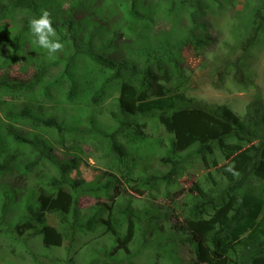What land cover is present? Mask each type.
Masks as SVG:
<instances>
[{
	"label": "trees",
	"instance_id": "1",
	"mask_svg": "<svg viewBox=\"0 0 264 264\" xmlns=\"http://www.w3.org/2000/svg\"><path fill=\"white\" fill-rule=\"evenodd\" d=\"M104 1L109 4V9L106 10L108 19L114 15L120 17L121 13L118 24L112 27L113 31H108L110 21L103 18L101 8L89 7L94 6L92 0H83L82 5L78 6H84L85 10L88 8L87 15L75 19L71 9L68 16H56L52 19L53 27L65 44L62 52L49 57L36 45L30 49L27 47L25 52L28 54L21 55L24 59L29 55L33 61H37V72L40 75L45 76L51 66L58 65L52 80L43 85V93L37 95L33 89L30 92L26 90L33 81L0 79V89L4 88L10 95L15 94L16 90H19L18 95L27 91L34 102L52 100L50 84L56 87L67 84L60 93L61 102L73 101L82 93L93 105L103 102V97L111 85L118 82L120 85L117 100L110 110L113 124L104 128H72L58 120L57 108L54 115L44 118L25 104L17 111L10 110L12 112L8 116L11 120L29 125L32 131L18 133V130L8 127L5 133L0 130V156L3 157L0 161V173L7 170V158L14 161L15 153H21L24 157L22 163L17 166L13 164L23 175L33 172L39 162L47 161L56 169L55 175L47 180L42 176L39 182L35 200L37 209L30 203H24V220L15 227L20 232L33 228L36 234L43 237L45 245L59 246L69 226L73 231L83 234L107 223L102 214H96L99 209L84 218L78 213L76 204L79 194L84 192L97 197L98 205H104L105 203L100 202V196H108L107 191L113 184L112 180L107 178L103 184H84L82 178L72 181L67 174L73 167L74 157L60 161L54 154V144L69 147L65 145V140L74 138L70 135L74 130H78L77 133L81 135L90 131L96 141L104 144L106 142L109 152L116 156L123 170L119 175L120 181L113 187L116 193L121 190L120 193L129 194L128 188L140 195L145 188L152 192L158 181L171 185L175 169L178 168L177 163L184 160L173 159V141H170L167 153L160 157L161 162L170 168L164 174L137 176L131 169H126V143L143 140L144 130L137 129L138 117L143 116L147 119L153 118L156 126H161L168 134L200 127L208 128V132L195 136L188 155L191 158L204 157L218 150L226 160L220 166L213 160L212 165L216 167L218 180L213 179L211 188L204 190L194 185L188 190L180 191L172 200L173 208L166 203L160 205L159 201L155 203L156 206L167 208L170 215L174 214L175 207L185 212L178 227L186 234L180 241L187 243L191 253L186 264H264V97L257 88L256 93L246 103L243 114L239 115L226 105L212 108L194 101L184 94L185 89L181 87V51L189 49L202 55L210 49L214 43L213 37L204 31V24L198 17L210 8V2L220 4L221 0H156L149 7L147 4H140V0ZM134 2H137V8ZM53 3L54 0H0V27H4L0 29L1 67L13 62L14 56L22 52L21 40L23 41L24 34H28L27 40L32 38L29 21L34 16L38 17L42 9ZM115 5L119 7V11ZM122 10L125 16L123 22ZM143 11L147 15H143ZM153 15H160L178 23L185 18L187 20L184 21L182 32L175 36L174 42L172 38H163L155 45L143 44L134 50V56L123 51L120 53L117 44L113 47L117 54L105 55L95 49L93 39L99 32L102 31L101 43L97 48H106L116 42L120 31L128 37L142 35L141 32L148 29ZM262 19L264 0L254 7L238 39L225 43V52L211 63L207 70V81L212 87L221 88L228 79L237 86H246L250 82L246 67L250 49L260 33ZM98 75L102 76V81H98ZM42 95L44 96L41 97ZM38 131L46 133L49 139L43 140ZM7 146L12 148L11 155H8L10 152ZM26 156L30 159H26ZM82 163L86 164L84 160ZM229 166L233 167L236 174L226 171ZM102 172L105 173L106 170ZM108 174L112 175L110 172ZM77 184H82L81 189L75 190ZM193 189H196V193L190 197V202L185 201L186 194ZM5 190V196L13 198L15 188ZM10 198L5 201H10ZM6 205V202L2 203V206ZM116 210L129 216L125 234L122 238H117L126 246L134 233L135 221L132 217L135 214L126 205ZM66 216L73 218L68 227L62 223ZM186 220L195 221L196 225L191 227L185 223ZM176 225L172 224L174 227ZM118 227L119 224L116 229L112 228V232L117 233ZM200 244L207 250L203 261L199 259Z\"/></svg>",
	"mask_w": 264,
	"mask_h": 264
},
{
	"label": "rangeland",
	"instance_id": "2",
	"mask_svg": "<svg viewBox=\"0 0 264 264\" xmlns=\"http://www.w3.org/2000/svg\"><path fill=\"white\" fill-rule=\"evenodd\" d=\"M82 1L54 0V3L45 10L49 11L52 19H55L56 16H68L72 9L75 19H79L89 13L88 8L85 10L84 6H78L82 5ZM154 1L156 0H140V4H147L149 7ZM260 2L261 0H221L220 4L210 2V8L200 14L198 19L204 24V31L213 37L214 43L202 55L189 49L181 51V67L183 69L181 87L185 89V95L212 108L226 105L239 115L243 114L246 103L256 93L257 88L264 97V19H262V27L259 30L256 43L249 52L246 73L250 82L246 86H237L228 79L221 88H214L207 81V70L211 63L225 52V43L238 39V36L244 31L248 17L252 15L254 7ZM92 5L94 6L89 7L101 8L103 18L110 21L108 31H113L112 27L114 28L116 23L118 24L121 13L120 17L114 15L108 19L106 13V10L109 9L108 3H105L104 0H92ZM111 5L114 7V3ZM134 6L138 7L137 2H134ZM115 8L120 10L117 5ZM143 15H147V13L143 11ZM95 17L101 18L97 15ZM124 18L122 10V22ZM185 20L187 18L178 23L160 15H153L148 29L142 31L140 36L128 37L126 33L120 31L115 43H111L106 48H97L101 43V31L94 37L93 43L96 46L95 49H99L105 55L108 53L117 54L113 49L117 44L120 47V53L123 51L134 56V50L143 44L155 45L163 38L169 40L172 38V42H174L175 36L182 32ZM3 28L0 27V29ZM23 37V41L21 40L22 52L14 56L13 62L0 66V79L33 81V83H29L31 86L26 90L30 92L33 89L34 93L40 95L43 93V85L52 80L58 70V65L51 66L45 76L40 75L37 72V61H33L29 55L25 59L21 56L27 53L25 52L27 47L30 49L36 46L35 44L31 45L34 37L32 36L29 40H27L28 34H24ZM41 50L46 53L45 50ZM33 78L35 80H32ZM97 79L102 81V76L98 75ZM119 86V82L111 85L103 97V102L97 105L89 103L88 98L82 93L74 100L72 99L73 101L61 102L59 97L62 95L60 93L65 90L67 84L60 87L50 84L49 93L52 100L36 102L27 91L25 94L18 95L19 90H16L15 94L10 95L4 88H1L0 130L5 133L6 127H8L15 131L18 130V133L32 131V127L29 125L22 124L18 120H11L8 116V113L12 112L10 110L17 111L23 104L30 106L33 112L43 118L54 115L57 108L58 120L72 128L86 130L98 126L102 128L111 126L113 121L110 117V110L117 100ZM138 118L137 129L144 130L145 134L140 142L126 143V169H131L132 173L134 172L137 176L164 174L170 168L169 165L161 162L160 157L167 153L170 141H173V159L179 161V158H182L184 160L177 163L178 168L175 169L172 184L166 185V183L158 181L152 192H148L145 188L141 195L130 188H128L129 194H122L121 190L116 193L113 187L120 181L119 175L123 172L116 156L109 152L106 142L104 144L96 141L90 131L84 135L82 133V136L77 133L78 130H74L70 134L74 138L65 140V145L69 147L65 148L54 144L56 145L54 154L60 161L71 160L74 157L73 167L67 174L72 181L82 178L85 181L84 184H103L107 178L112 180L113 184L107 191L108 196L105 194L100 196V202L105 203L104 205H98L97 197L84 192L79 194L76 204L78 213L84 218L99 209L96 214H102L107 223L105 222L106 224L97 227L94 231L83 234L73 231L69 226L61 245L47 246L43 242V237L36 234L33 228L20 232L15 225L24 220V203H30L37 209L38 204L35 200L39 182L42 180V176L47 180L55 175L56 169L47 161L39 162L33 172L23 175L13 164L15 163L17 166L18 163H22L24 157L21 153H15L14 161L7 158V170L0 173V264H186L188 262L191 256L189 246L186 242L180 241L186 234L178 227L185 212L181 211L179 207H175L174 214L170 215L167 208L156 206L155 203L159 201L160 205L166 203L168 207L173 208L172 200L178 196L180 191L188 190L194 185H198L204 190L211 188L213 179L218 180L216 167L212 165V162L215 160L217 166H220L226 161L225 157L218 150H215L214 154L204 157L191 158L192 156L188 155L193 147L195 136L208 132V128L200 127L168 134L161 126H156L153 118L147 119L143 116ZM38 134L43 137V140L49 139V136L42 131H38ZM119 139L124 142L121 136ZM6 148L10 152L8 155H11L12 148L9 146ZM2 158L0 156V161ZM25 158L30 159L28 156ZM82 160L85 161V165ZM103 170L106 172H102ZM109 172L112 174L111 176L108 174ZM113 176L117 180H114ZM77 185L75 190L81 189L82 184ZM13 187L16 191L13 198L5 196L7 193L5 188ZM195 193L196 189L191 190L186 194L184 200L190 202V197ZM9 198L10 201H5ZM4 202L7 203L6 206H2ZM125 205L135 214V217L130 216L135 221L134 233L131 240L125 244L126 246L120 243L117 238L118 236L122 238L125 234L129 216L122 215L116 210ZM72 221V217L66 216V220L62 223L68 227ZM175 223L177 227L172 226ZM185 223L191 227L196 225V222L192 220H186ZM118 224L117 233L112 232V228L116 229ZM206 255V248L200 244L199 259L203 261Z\"/></svg>",
	"mask_w": 264,
	"mask_h": 264
},
{
	"label": "clouds",
	"instance_id": "3",
	"mask_svg": "<svg viewBox=\"0 0 264 264\" xmlns=\"http://www.w3.org/2000/svg\"><path fill=\"white\" fill-rule=\"evenodd\" d=\"M29 31L34 37L33 43L45 50L49 57H54L64 50L65 44L53 27L49 11L42 9L38 17H33L29 21ZM226 171L236 174L232 166H229Z\"/></svg>",
	"mask_w": 264,
	"mask_h": 264
}]
</instances>
